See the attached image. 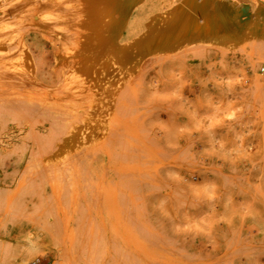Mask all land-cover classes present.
<instances>
[{"label": "rangeland", "instance_id": "rangeland-1", "mask_svg": "<svg viewBox=\"0 0 264 264\" xmlns=\"http://www.w3.org/2000/svg\"><path fill=\"white\" fill-rule=\"evenodd\" d=\"M90 15L0 0V264H264V38L128 70Z\"/></svg>", "mask_w": 264, "mask_h": 264}, {"label": "bare ground", "instance_id": "bare-ground-1", "mask_svg": "<svg viewBox=\"0 0 264 264\" xmlns=\"http://www.w3.org/2000/svg\"><path fill=\"white\" fill-rule=\"evenodd\" d=\"M82 1L91 14L87 27L92 34L100 39L113 33L126 35L122 45L115 46L107 40L102 47L109 48L114 61L128 70L136 69L150 53L190 44L201 37L223 44L239 35L242 40L264 38V24L252 22L245 29L240 15L223 4L226 0ZM129 19L132 20L128 23ZM91 63L88 61L87 67ZM87 132L91 134L92 130ZM89 134L86 142L91 139ZM75 140L76 144L82 143V133H77Z\"/></svg>", "mask_w": 264, "mask_h": 264}]
</instances>
